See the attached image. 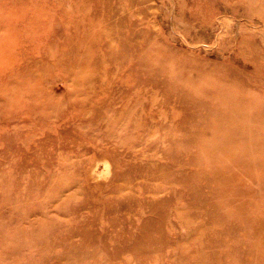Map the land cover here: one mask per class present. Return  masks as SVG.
Listing matches in <instances>:
<instances>
[{
    "label": "rangeland",
    "instance_id": "374dc122",
    "mask_svg": "<svg viewBox=\"0 0 264 264\" xmlns=\"http://www.w3.org/2000/svg\"><path fill=\"white\" fill-rule=\"evenodd\" d=\"M263 157L264 0H0V264H264Z\"/></svg>",
    "mask_w": 264,
    "mask_h": 264
},
{
    "label": "bare ground",
    "instance_id": "6f19581e",
    "mask_svg": "<svg viewBox=\"0 0 264 264\" xmlns=\"http://www.w3.org/2000/svg\"><path fill=\"white\" fill-rule=\"evenodd\" d=\"M23 1V0H22ZM119 2V1H118ZM17 3V2H16ZM17 5V4H16ZM1 7H3L2 6V4H1ZM91 15V14H90ZM216 27V26H215ZM93 33V32H92ZM114 33V32H113ZM88 37V36H87ZM90 37V36H89ZM81 39V38H80ZM79 39V40H80ZM71 42V41H70ZM74 44H78V43H74ZM68 45V44H67ZM69 47H70V45H68ZM64 51V50H63ZM235 126H236V129H238L237 131L238 132H243V131H245V130H247L248 129V126H251V125H243V126H241V125H237V124H235ZM229 131H234V128H232V127H230L229 128ZM218 141V143H219V145L220 146H223V148H220V149H218L214 154L215 155H219L220 153H224V154H231V155H234V159L238 156V154L242 151V149L243 148H245V152L249 155V156H251L250 155V153H251V151H252V148L251 147H247V146H240L239 148H235V149H231V148H227L226 146H229V145H232L233 144V142H234V138H232V135H230V136H226V137H223V138H220V139H218L217 140ZM216 145V142L214 143V146H213V148H215V147H217V146H215ZM212 146V145H211ZM213 148H211L212 150H213ZM212 150H210L211 152H212ZM207 152V151H206ZM208 155V154H207ZM206 155V156H207ZM209 157V156H208ZM257 158V157H256ZM209 159V158H208ZM233 159V160H234ZM225 160V159H224ZM210 162H212V161H210ZM221 162V161H220ZM257 164H259L258 166H260V165H264V157L262 158V161L260 160V159H258V160H249V161H247V163H246V168H250V167H255V165H257ZM226 165V164H225ZM231 165H233L234 167V169H235V166H237V167H240V166H238V165H236L235 163H231ZM222 167H223V164H222ZM231 167V166H230ZM257 167V166H256ZM232 168V169H233ZM241 168V167H240ZM222 170V169H221ZM244 170H246V169H244ZM241 171V170H240ZM239 171V172H240ZM250 171V170H249ZM237 172V171H236ZM235 173V172H234ZM221 175V174H220ZM233 175H235V174H233ZM217 176H219V175H217ZM227 176H228V174H227ZM231 176V175H230ZM220 177V176H219ZM223 177V176H222ZM247 177V176H246ZM251 177V176H250ZM224 179H226V178H224ZM224 179H222V180H224ZM227 180V179H226ZM223 182V181H222ZM262 183V182H261ZM222 184V183H221ZM228 184V183H227ZM190 185V184H189ZM256 185V184H255ZM187 186V185H186ZM227 186V185H226ZM189 187V186H188ZM191 188H193V187H191ZM190 188V189H191ZM259 188V187H258ZM189 189V188H188ZM194 192V191H193ZM191 193V192H190ZM189 195V194H188ZM234 196V195H233ZM231 198V197H230ZM234 202V201H233ZM224 205H227V204H224ZM243 205V204H242ZM246 205V204H245ZM231 206V205H230ZM236 208V207H235ZM229 209V208H228ZM237 209V208H236ZM248 209V208H247ZM264 222V221H263ZM263 233V232H262Z\"/></svg>",
    "mask_w": 264,
    "mask_h": 264
}]
</instances>
